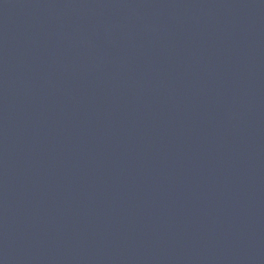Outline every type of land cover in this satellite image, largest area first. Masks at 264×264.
<instances>
[{
    "label": "water",
    "instance_id": "1",
    "mask_svg": "<svg viewBox=\"0 0 264 264\" xmlns=\"http://www.w3.org/2000/svg\"><path fill=\"white\" fill-rule=\"evenodd\" d=\"M0 264H264V0H0Z\"/></svg>",
    "mask_w": 264,
    "mask_h": 264
}]
</instances>
